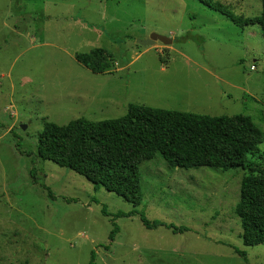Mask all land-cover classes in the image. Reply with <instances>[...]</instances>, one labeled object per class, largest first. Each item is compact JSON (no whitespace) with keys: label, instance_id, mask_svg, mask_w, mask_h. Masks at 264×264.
Returning a JSON list of instances; mask_svg holds the SVG:
<instances>
[{"label":"rangeland","instance_id":"1","mask_svg":"<svg viewBox=\"0 0 264 264\" xmlns=\"http://www.w3.org/2000/svg\"><path fill=\"white\" fill-rule=\"evenodd\" d=\"M260 14V0H0V264H88L91 252L96 264H264V244L241 240V169L133 159L137 210L188 231H147L138 216L119 218L110 242L102 207L113 215L132 206L37 152L45 122L117 119L136 104L248 116L263 137L264 175ZM152 33L171 45L138 44ZM93 48L113 59L103 74L75 60Z\"/></svg>","mask_w":264,"mask_h":264},{"label":"trees","instance_id":"2","mask_svg":"<svg viewBox=\"0 0 264 264\" xmlns=\"http://www.w3.org/2000/svg\"><path fill=\"white\" fill-rule=\"evenodd\" d=\"M256 23L264 30V0ZM75 60L94 74H103L112 65L111 55L102 48L75 55ZM263 141L252 120L243 115L209 116L130 104L124 116L91 121L83 117L59 126L45 122L38 134L37 152L43 161L73 171L93 185L116 194L132 206L129 212L109 214L112 230L109 241L119 232L115 220L138 216L147 231L165 228L172 234L188 231L160 220H149L142 203L141 173L133 159L150 161L158 154L170 168L184 170L215 168L222 171L241 169L239 200L235 212L240 220L242 244H264ZM259 161V162H258ZM247 262L246 252L232 248ZM90 253L88 264H96Z\"/></svg>","mask_w":264,"mask_h":264},{"label":"water","instance_id":"3","mask_svg":"<svg viewBox=\"0 0 264 264\" xmlns=\"http://www.w3.org/2000/svg\"><path fill=\"white\" fill-rule=\"evenodd\" d=\"M156 42H160L164 46L171 45L172 40L169 37L157 34V33H152L147 39L138 41V44L142 47H147V46H152ZM22 129H25V127H21Z\"/></svg>","mask_w":264,"mask_h":264}]
</instances>
